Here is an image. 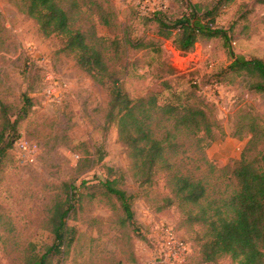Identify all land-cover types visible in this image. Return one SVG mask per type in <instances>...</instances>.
Here are the masks:
<instances>
[{
  "label": "rangeland",
  "instance_id": "obj_1",
  "mask_svg": "<svg viewBox=\"0 0 264 264\" xmlns=\"http://www.w3.org/2000/svg\"><path fill=\"white\" fill-rule=\"evenodd\" d=\"M77 1L82 15L76 27L103 37L110 72L130 98L157 94L162 104L207 111L215 141L179 134L172 172L202 180L210 198L231 195L249 126L264 131V94L251 89L254 78L229 69L221 37H199L182 53L174 43L178 29L161 36L153 13L163 11L172 25L190 12L188 3L199 5L202 14L213 13L207 21L228 31L235 54L264 61V0ZM18 3L0 0V128L2 104L12 120L21 116L16 132L6 135L18 139L0 164V264H31L59 243L54 206L67 200L73 208L60 251L46 264H203L201 226L190 224L177 202L165 201L173 198L168 173L156 168L149 182L139 180L116 124L108 121L110 81L96 83L65 49L64 38L45 36ZM101 13L108 25L100 23ZM24 97L31 104L20 113ZM260 150L264 145L249 157ZM108 181L130 196L132 220L108 192ZM181 241L188 250L179 248ZM217 263L237 264L229 256Z\"/></svg>",
  "mask_w": 264,
  "mask_h": 264
},
{
  "label": "trees",
  "instance_id": "obj_2",
  "mask_svg": "<svg viewBox=\"0 0 264 264\" xmlns=\"http://www.w3.org/2000/svg\"><path fill=\"white\" fill-rule=\"evenodd\" d=\"M224 1L232 3L234 0ZM188 4L190 12L182 15L172 25L163 18V11L153 13L154 20L160 26V35L170 38L174 29H178L174 43L176 50L182 53L191 52L199 37H221L229 48L232 60L229 69L254 78L251 89L264 94V61L235 54L230 47L228 31L215 27L214 20H206L213 13L202 14L199 5ZM17 7L20 12L38 22L45 36L63 37L65 49L74 54L79 67L96 83L104 85L107 80L110 81L108 121L116 124L120 141L127 147L130 158L139 169V180L149 182L156 168L168 173L167 183L173 198H166L165 201L168 205L177 202L185 212L187 221L201 226L203 234L199 241L202 263L218 264L219 259L229 256L237 264H264V150L258 151L252 158L248 155L262 149L263 129L256 123L248 128L251 138L239 165L232 173L238 182V189L226 197L210 198L202 180L173 173L170 162V155H176L180 148L175 141L179 134H203L210 142L215 141L214 124L204 108L162 104L157 94L137 100L130 98L122 89L120 81L110 72L111 65L106 55L107 49L102 43L103 37L97 36L93 30L84 32L76 27L82 15L77 0H19ZM98 19L101 24H109L102 13ZM24 98L27 101L20 108V113L24 112L27 104H31L30 98ZM1 115L4 123L0 128V164L7 150L18 139L15 137L10 142L6 135L11 131L16 132L18 119L21 117L17 114L12 120L9 107L4 104L1 105ZM104 185L121 202L128 220H132L134 212L129 202L130 196L124 190L115 188L112 182L108 181ZM66 203L70 208L62 211ZM54 207L52 223L59 243L49 247L41 258L31 264H46L51 253L60 251L66 219L73 205L67 200ZM184 243L187 245L186 241ZM190 256L187 255V258Z\"/></svg>",
  "mask_w": 264,
  "mask_h": 264
},
{
  "label": "built area",
  "instance_id": "obj_3",
  "mask_svg": "<svg viewBox=\"0 0 264 264\" xmlns=\"http://www.w3.org/2000/svg\"><path fill=\"white\" fill-rule=\"evenodd\" d=\"M180 245H179V248L180 249H183V248H185V249H187L188 250V248H187V245L184 243V241H181V243H179ZM186 251V250H185ZM185 253V252H184ZM186 255H187V252H186ZM185 255V256H186ZM162 260H163V257L161 258ZM186 261V259H184V261L183 262H185Z\"/></svg>",
  "mask_w": 264,
  "mask_h": 264
},
{
  "label": "crops",
  "instance_id": "obj_4",
  "mask_svg": "<svg viewBox=\"0 0 264 264\" xmlns=\"http://www.w3.org/2000/svg\"><path fill=\"white\" fill-rule=\"evenodd\" d=\"M254 12H255V11H254ZM254 12H253V13H254ZM253 13H252V14H253ZM252 14H251V15H252Z\"/></svg>",
  "mask_w": 264,
  "mask_h": 264
}]
</instances>
